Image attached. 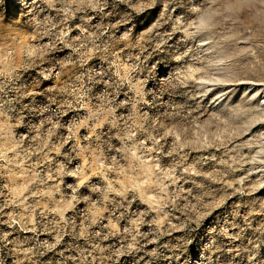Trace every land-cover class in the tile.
<instances>
[{
    "label": "rangeland",
    "instance_id": "374dc122",
    "mask_svg": "<svg viewBox=\"0 0 264 264\" xmlns=\"http://www.w3.org/2000/svg\"><path fill=\"white\" fill-rule=\"evenodd\" d=\"M264 264V0H0V264Z\"/></svg>",
    "mask_w": 264,
    "mask_h": 264
},
{
    "label": "bare ground",
    "instance_id": "6f19581e",
    "mask_svg": "<svg viewBox=\"0 0 264 264\" xmlns=\"http://www.w3.org/2000/svg\"><path fill=\"white\" fill-rule=\"evenodd\" d=\"M194 264H201L198 260H196V262H194Z\"/></svg>",
    "mask_w": 264,
    "mask_h": 264
}]
</instances>
